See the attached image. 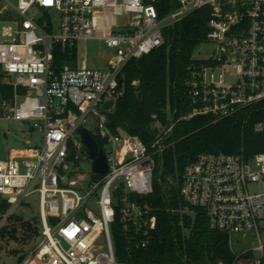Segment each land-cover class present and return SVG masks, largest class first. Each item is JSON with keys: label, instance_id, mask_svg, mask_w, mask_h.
<instances>
[{"label": "built area", "instance_id": "2783aa9c", "mask_svg": "<svg viewBox=\"0 0 264 264\" xmlns=\"http://www.w3.org/2000/svg\"><path fill=\"white\" fill-rule=\"evenodd\" d=\"M3 2L0 69L27 94L15 92L1 107L6 119L34 123L44 133L43 149L12 148L0 159V200L9 205L0 228L39 196L41 239L22 264H122L111 231L115 206L128 242L150 245L157 216L144 199L153 193L156 159L175 122L148 146L121 128L114 133L108 115L124 95L119 79L128 64L163 46L164 31L196 11L208 8L205 43L214 50L187 67L190 111L179 121L217 123L260 110L255 131L264 133V0H170L175 7L165 16L161 0ZM91 41L111 51L101 66L80 56ZM59 50L68 52L63 65ZM107 101L115 105L105 111ZM81 127L103 142L108 173L93 172ZM180 180L182 198L205 214L209 230L225 234L235 256L252 252L255 264H264V152L203 153Z\"/></svg>", "mask_w": 264, "mask_h": 264}, {"label": "trees", "instance_id": "16d2710c", "mask_svg": "<svg viewBox=\"0 0 264 264\" xmlns=\"http://www.w3.org/2000/svg\"><path fill=\"white\" fill-rule=\"evenodd\" d=\"M160 7L161 16H165L175 4L161 0ZM208 20V8H205L167 28L165 44L141 59L132 60L119 79L126 96L119 98L108 115L109 127L114 133L121 128L151 146L172 120L175 122L167 140L169 146L159 159L153 193L144 199L157 216V227L147 248H138L128 242L122 231L119 208L115 206L111 231L115 255L122 264H255L252 252L235 256L227 236L209 230L205 214L185 201L180 193V177L200 154L253 156L264 152V133L255 131V124L263 119L260 110L217 123H212L211 117L179 121L190 111L184 81L196 50L207 39ZM67 55L68 52L57 51V63L65 64ZM5 78L0 70V117L2 103L12 101L15 92L19 93V88L6 83ZM94 138L103 146L97 136ZM8 209L9 205L0 200V219ZM35 219L40 225L39 217ZM37 226L26 223L22 228L40 235V226ZM4 230L0 233L2 237L6 235ZM12 231L16 237L17 228ZM24 260L25 257L19 258V263Z\"/></svg>", "mask_w": 264, "mask_h": 264}, {"label": "rangeland", "instance_id": "374dc122", "mask_svg": "<svg viewBox=\"0 0 264 264\" xmlns=\"http://www.w3.org/2000/svg\"><path fill=\"white\" fill-rule=\"evenodd\" d=\"M10 1L14 5L18 3V0ZM5 5L3 0H0V9ZM127 19L128 17L124 16L120 17L118 20L119 23H122V21H126ZM2 26L3 25L0 24V28ZM85 48L81 49L80 56L83 58L87 57L90 66H101L111 56V51L96 41L89 42ZM213 50L214 47L211 43H204L198 47L194 58L207 59L212 56ZM5 82L12 83L13 78L6 77ZM19 94L25 96L27 94V89L20 87ZM22 99L23 97H21V100ZM88 123L92 133L95 134L92 129V127H94V119L91 115L88 117ZM29 146L43 149L44 133L40 131L39 128L35 127L34 123L30 124L23 121L6 119L2 109L0 117V159H7L9 151L12 148ZM156 160L159 166V159L157 158ZM38 198L39 196L37 194L31 196L27 203L19 207L15 213H13L9 221L0 228V233L6 229V231L4 230L6 235L4 237L0 235V264H20L19 258L25 257L26 259L39 243L41 233L38 235L36 231H29L26 227L22 228L26 223H30L32 226H37V224L40 226L39 222L36 223L35 219L39 217L40 213ZM13 228H17L16 237L12 235Z\"/></svg>", "mask_w": 264, "mask_h": 264}, {"label": "water", "instance_id": "95a60500", "mask_svg": "<svg viewBox=\"0 0 264 264\" xmlns=\"http://www.w3.org/2000/svg\"><path fill=\"white\" fill-rule=\"evenodd\" d=\"M126 96V91L124 92ZM115 105L114 101H107L103 105V109L108 111ZM79 133L82 136V140L88 150L89 156L92 160L93 172L96 174H106L109 171V164L104 151L100 148L97 140L93 135L84 127L79 129ZM181 179V177H180Z\"/></svg>", "mask_w": 264, "mask_h": 264}]
</instances>
